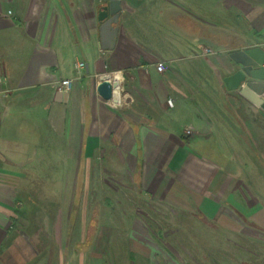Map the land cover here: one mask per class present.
Instances as JSON below:
<instances>
[{"label": "crops", "instance_id": "crops-1", "mask_svg": "<svg viewBox=\"0 0 264 264\" xmlns=\"http://www.w3.org/2000/svg\"><path fill=\"white\" fill-rule=\"evenodd\" d=\"M107 3L0 0V264H40L50 246L65 245L47 218L30 215V176L72 174L77 190L81 176L97 174L85 166L96 159L105 173L118 160L149 201L196 208L224 227L238 222L230 208L250 218L257 211L244 208L239 169L218 142L255 122L230 115L245 105L250 82L229 89L224 80L238 67L229 52L264 47V0H119L106 50L98 14ZM113 71L124 78L119 106L96 90L98 76ZM66 78L73 86L58 94ZM253 85L264 93L263 81ZM49 158L76 166L36 165Z\"/></svg>", "mask_w": 264, "mask_h": 264}, {"label": "rangeland", "instance_id": "rangeland-1", "mask_svg": "<svg viewBox=\"0 0 264 264\" xmlns=\"http://www.w3.org/2000/svg\"><path fill=\"white\" fill-rule=\"evenodd\" d=\"M241 94L245 105L230 115L255 122L235 128L218 145L224 161L239 169L234 179L244 208L256 204L252 218L230 208L227 216L239 223L228 228L196 208L154 203L130 186L118 160L117 169L109 166L105 173V161L96 159L85 166L97 174L81 176L77 190L72 174L30 176V215L38 223L47 218L43 225L62 232L65 244L60 250L50 246L35 263L47 257L49 264H264V110L257 103L262 92L246 91L254 99ZM36 165L73 168L76 161L49 158Z\"/></svg>", "mask_w": 264, "mask_h": 264}, {"label": "water", "instance_id": "water-1", "mask_svg": "<svg viewBox=\"0 0 264 264\" xmlns=\"http://www.w3.org/2000/svg\"><path fill=\"white\" fill-rule=\"evenodd\" d=\"M107 1L108 3L100 8L98 14V20L102 22L100 26L101 47L106 50L112 48L114 45V36L117 31V26L112 27L111 23L117 22L120 10L119 0ZM228 56L238 66L236 71L224 80L229 89H237L243 82H250L249 87L252 88L251 90H254V82H264V47L254 46L232 50L229 52ZM96 90L105 100H109L113 97L112 86L107 79L100 80L96 86ZM254 91L261 93L263 90L261 92L258 90ZM63 92L65 93V91L58 90V94H62ZM242 93L246 94V91H242ZM246 95L249 96L248 94ZM250 98L253 97L249 96V99ZM257 103L260 108L264 110V101L258 99Z\"/></svg>", "mask_w": 264, "mask_h": 264}, {"label": "built area", "instance_id": "built-area-1", "mask_svg": "<svg viewBox=\"0 0 264 264\" xmlns=\"http://www.w3.org/2000/svg\"><path fill=\"white\" fill-rule=\"evenodd\" d=\"M8 13H10V11H8ZM211 52H212L211 48H206L204 50V54L211 53ZM74 67H75L76 73L78 74L80 72V70L83 68V63L82 62H76ZM156 68L159 71H163L164 70V68H163V66L161 64H157ZM118 72L121 75V78L119 79V82H118L119 85H120V91L119 92H122L123 91V79H124L123 75H122V72L121 71H113V72H109V73L106 74L109 77V79H107V80L111 83V86H112V93H113V90H114V86H113V81L110 80V77L113 78L115 76V74H117ZM103 75L104 74H101V75L98 76V80L99 81L102 80V79H105V78L102 77ZM73 83H74V79L73 78H66V79H63V80H59V81L56 82V89H58L60 91H69L72 88ZM259 100L260 101H264V93L262 95H260ZM108 101L111 102V104L114 105V106H119V105L122 104V103H119V102L115 103L111 99H109ZM168 103L169 104L171 103L170 100H168ZM184 131H185L186 134L190 133V129L189 128H185Z\"/></svg>", "mask_w": 264, "mask_h": 264}, {"label": "bare ground", "instance_id": "bare-ground-1", "mask_svg": "<svg viewBox=\"0 0 264 264\" xmlns=\"http://www.w3.org/2000/svg\"><path fill=\"white\" fill-rule=\"evenodd\" d=\"M102 77L105 79H109L108 75H106V74H104ZM119 79H120V73L119 72L117 74H115V76L113 78L110 77V80L113 81V86H114L113 97L111 98V100L115 103H118V102L120 103V100H121L119 98L120 93H121V92H119L120 91V85L118 83Z\"/></svg>", "mask_w": 264, "mask_h": 264}]
</instances>
